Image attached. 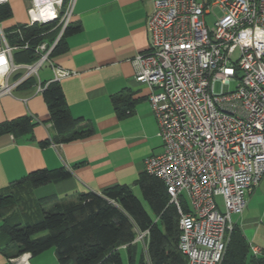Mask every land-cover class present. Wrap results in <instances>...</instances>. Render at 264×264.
<instances>
[{
  "label": "built area",
  "instance_id": "2783aa9c",
  "mask_svg": "<svg viewBox=\"0 0 264 264\" xmlns=\"http://www.w3.org/2000/svg\"><path fill=\"white\" fill-rule=\"evenodd\" d=\"M75 2L30 0L27 25L60 26L52 42L12 45L0 23V96L31 76L42 92L50 82L75 74L52 55ZM153 2L149 47L132 58L136 79L151 89L148 99L163 146L146 158L145 170L164 182L177 207L178 247L188 264H221L235 227L232 215L244 211L248 193L264 177V0ZM215 7L222 14L208 22ZM16 49H33L37 58L16 62ZM45 64L54 75L43 84L39 70ZM234 80L237 86L230 90ZM217 81L221 92L215 91ZM147 233L139 232L137 240ZM251 251L264 255L257 245ZM30 257L25 252L11 260L29 264Z\"/></svg>",
  "mask_w": 264,
  "mask_h": 264
},
{
  "label": "crops",
  "instance_id": "0c3cea01",
  "mask_svg": "<svg viewBox=\"0 0 264 264\" xmlns=\"http://www.w3.org/2000/svg\"><path fill=\"white\" fill-rule=\"evenodd\" d=\"M153 1L76 0L69 25L79 29L66 38V49L54 55L53 60L75 72L60 84L71 113L86 119L82 127L92 126L94 132L58 142L48 104L38 91V78L34 76L37 82L31 87L16 86L12 94L0 96V123L31 115L35 125L31 132L20 136L0 135V188L36 169L60 167L71 175L34 188V196L69 197L78 192H102L115 184H127L133 189L137 186L146 158L163 149L159 123L148 99L151 89L136 79L132 63L136 54L149 47L147 18ZM4 3L11 9V16L0 22L4 31L28 24L30 0ZM53 75L48 64L39 70L42 83ZM113 96H121L117 107ZM128 104L129 113L124 112ZM45 140L49 142L42 144ZM255 191L256 188L248 193L244 211L232 218L250 248L257 245L264 249V223L252 211L257 202ZM1 225L2 218L0 229ZM121 249L126 250V246ZM29 260V264H61L53 247L31 255ZM0 264L15 263L0 250Z\"/></svg>",
  "mask_w": 264,
  "mask_h": 264
},
{
  "label": "trees",
  "instance_id": "16d2710c",
  "mask_svg": "<svg viewBox=\"0 0 264 264\" xmlns=\"http://www.w3.org/2000/svg\"><path fill=\"white\" fill-rule=\"evenodd\" d=\"M11 16L8 3H0V22ZM79 26L69 25L52 55L66 49V38ZM57 23L14 26L6 29L10 44L30 41L32 46L52 42L59 33ZM33 49H16V62H32ZM18 77V76H16ZM34 76L20 86L31 87ZM45 84V82L43 83ZM50 111V121L58 131L55 140L69 142L93 134L92 126L82 127L86 119L74 116L67 104L60 82H50L42 91ZM121 96H113L117 107ZM124 112H131L130 104ZM35 125L31 115L0 123V135L20 136ZM45 140L42 144L48 143ZM65 167L36 169L0 188V250L9 258L25 252L36 255L55 248L61 264H188L178 247L179 214L170 202L164 182L142 172L136 180L141 197L132 186L115 184L102 192H78L73 196H34V188L68 178ZM187 206V204H184ZM148 231L144 244L137 240L139 232ZM126 246L128 263L120 248ZM221 264H264V255H255L242 230L235 225Z\"/></svg>",
  "mask_w": 264,
  "mask_h": 264
},
{
  "label": "rangeland",
  "instance_id": "374dc122",
  "mask_svg": "<svg viewBox=\"0 0 264 264\" xmlns=\"http://www.w3.org/2000/svg\"><path fill=\"white\" fill-rule=\"evenodd\" d=\"M215 1V0H214ZM222 14V11L219 7H215L213 8V13L211 16L207 17V20L208 22H212L215 18V16H221ZM237 86V81L234 80L231 82L230 84V90H235ZM215 91L216 92H221L222 91V84L221 82L217 81L215 83ZM134 192L135 194H137L139 197H141V191H140V188L135 186L134 188ZM35 193H36V190H35ZM255 193L257 194V202L254 206V208L252 209L253 211V214L257 217V218H260L262 220V222L264 223V178H263V181L261 182V184L256 187V191ZM37 196H40L36 193ZM260 195V196H259ZM216 201L218 203V207L220 210H223V201H222V198L219 196V197H216ZM187 201L185 199H183V203L185 204ZM143 241H140V243L144 244ZM121 253H122V256L124 258V261L126 263H128V256H127V251L125 249H121L120 250Z\"/></svg>",
  "mask_w": 264,
  "mask_h": 264
}]
</instances>
